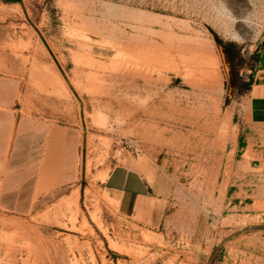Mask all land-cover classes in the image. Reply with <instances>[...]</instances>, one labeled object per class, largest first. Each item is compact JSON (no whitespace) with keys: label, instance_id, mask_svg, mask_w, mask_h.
<instances>
[{"label":"rangeland","instance_id":"obj_1","mask_svg":"<svg viewBox=\"0 0 264 264\" xmlns=\"http://www.w3.org/2000/svg\"><path fill=\"white\" fill-rule=\"evenodd\" d=\"M263 62L264 0H0V75L59 137L62 184L0 207V264H264ZM117 166L154 188L131 218Z\"/></svg>","mask_w":264,"mask_h":264},{"label":"crops","instance_id":"obj_2","mask_svg":"<svg viewBox=\"0 0 264 264\" xmlns=\"http://www.w3.org/2000/svg\"><path fill=\"white\" fill-rule=\"evenodd\" d=\"M18 94L19 84L0 75V207L28 213L46 193L61 188L60 140L45 123L20 114ZM248 116L264 125V62L263 80L248 100ZM102 189L125 218L146 211L155 199L149 181L122 166L111 170Z\"/></svg>","mask_w":264,"mask_h":264},{"label":"bare ground","instance_id":"obj_3","mask_svg":"<svg viewBox=\"0 0 264 264\" xmlns=\"http://www.w3.org/2000/svg\"><path fill=\"white\" fill-rule=\"evenodd\" d=\"M212 58V57H211ZM208 59V58H207ZM212 60V59H211ZM216 60V59H215ZM218 60V59H217ZM217 60L214 62V63H216L217 62ZM204 61H206L207 63H205V65H207L209 62H210V64H213V63H211V62H213V61H210V59H208V60H204ZM203 63V62H202ZM212 66V65H211ZM215 66H217V65H215ZM206 67H210L209 66V64H208V66H206ZM211 69H213V67L211 68ZM211 69H209V70H211ZM214 70V69H213ZM215 71V70H214ZM211 71H209L208 72V74L210 73ZM212 73H213V71H212ZM211 74V73H210ZM212 75V74H211ZM214 75V74H213ZM209 78V77H208ZM220 146V145H219Z\"/></svg>","mask_w":264,"mask_h":264}]
</instances>
